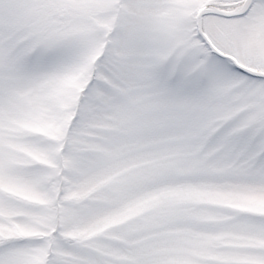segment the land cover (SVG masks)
<instances>
[{
	"label": "snow or ice",
	"instance_id": "obj_1",
	"mask_svg": "<svg viewBox=\"0 0 264 264\" xmlns=\"http://www.w3.org/2000/svg\"><path fill=\"white\" fill-rule=\"evenodd\" d=\"M0 264H264V0H0Z\"/></svg>",
	"mask_w": 264,
	"mask_h": 264
}]
</instances>
